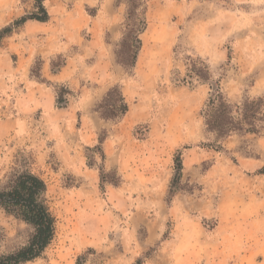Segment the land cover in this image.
<instances>
[{"label": "rangeland", "instance_id": "1", "mask_svg": "<svg viewBox=\"0 0 264 264\" xmlns=\"http://www.w3.org/2000/svg\"><path fill=\"white\" fill-rule=\"evenodd\" d=\"M142 1L147 27L140 35L139 69L150 81L143 90L151 118L158 119L154 132L186 134L174 154L172 141L160 140L165 149L158 163L146 160L135 141L146 135L149 123L135 127V139L114 136L112 127L94 131L85 118L65 134L59 127L66 115L43 114L35 96H24L23 84H10L9 68L0 67V189L17 173L39 176L55 218L49 246L23 264H264V0ZM88 3L45 0V28L51 27L59 43L77 36L87 40V16L101 12L110 25L111 10L120 35L118 42L109 33L105 40L116 42L119 51L127 0ZM35 11V0H0V29ZM21 30L23 25L14 32ZM4 46L2 40L0 57L7 55ZM197 57L209 68L206 82L197 76L203 73ZM32 69L39 73L37 60ZM124 70V81H135L133 69ZM215 83L236 122L246 112L245 101L259 98L254 118L219 139L205 126ZM254 83L263 93L258 97L251 96ZM250 123L255 134L244 133ZM79 130H85L86 141L93 130L96 143L81 142ZM107 137L105 162L101 144ZM177 152L186 153L183 173L190 176L175 190L165 180L174 175ZM31 234L28 225L0 209V256L23 247Z\"/></svg>", "mask_w": 264, "mask_h": 264}, {"label": "crops", "instance_id": "2", "mask_svg": "<svg viewBox=\"0 0 264 264\" xmlns=\"http://www.w3.org/2000/svg\"><path fill=\"white\" fill-rule=\"evenodd\" d=\"M228 9H226L228 14L235 13L232 12L231 8ZM109 11L108 15L113 17L109 20L118 21L116 13ZM105 18L106 16H102L101 12L93 16H87V40L77 36L75 41L71 43L56 41L51 27L49 29L45 28L47 23L29 20L23 24V30L17 33L14 32L13 35L11 34L3 39L4 52L7 55H1L0 67L9 68L6 73L8 79L13 80L10 84L18 85L19 82L23 84L24 96H31V94L35 96L33 98L37 99L36 102H40L39 109L42 110L43 114L47 116L51 113L66 115L63 119L64 122H62L63 125L59 127L60 130L65 131V134L71 132L76 127L77 120H81V118L89 120L94 131L114 128V136L118 138L125 134H129L134 138L135 127L149 123L150 126L147 128L146 135L142 139H134L139 148L143 150L145 159H153L158 163L161 160L159 156L162 154V150L165 149L160 140L172 141L173 145L170 147L169 153L174 154L175 151L180 150L179 148L185 142L186 134L175 131L176 135L170 136V131H166L165 136L158 137L157 133L154 132L158 119L156 117L151 118L150 115L149 97H146V92L143 90L144 85H147L150 81H146L144 77H141L142 72L139 69L141 64L140 55H138L133 68V73L136 74L135 81H124L125 70L117 63L115 56L117 44L114 41L108 42L105 40V34L109 33L115 38L113 40L118 42L120 32L115 27L116 23L110 21L109 25V21ZM43 28L46 31L42 32ZM13 56L16 57L15 62L9 65L7 61ZM57 56L64 59V65L59 71L52 72V63ZM36 60L39 62L38 78L31 76L32 65ZM147 76V78H150V75ZM117 84L128 105V111L121 120L109 122V120L101 118L96 107L102 102L108 90ZM61 86L67 88L71 94L66 97V107L57 108V87ZM257 86L255 83L251 86V91L254 90L255 92L251 94L253 97L263 94L261 91H255ZM37 95L39 96L37 97ZM41 95H43V98H41ZM66 127L68 130H66ZM167 129L169 130V128ZM200 130L199 132L202 134ZM79 131L81 142H84L87 146L91 141L93 144L96 143L93 130L90 132L93 133V136L91 135L87 141L84 139L85 130ZM90 138L91 141L89 142ZM109 138L107 137L101 144L104 156L106 155L105 162L108 159L107 155L110 154L107 153L109 149H106L107 147L110 148ZM116 149L119 150L118 147ZM182 153L183 173L187 165L184 158L186 153ZM121 160L122 158L119 161V166H121ZM170 163L171 159L169 157V159L167 158V164ZM189 176L183 173L181 181L186 180ZM170 180L171 175L167 177L165 183L168 182L169 184ZM219 244L220 241H204V245L208 246L218 247ZM206 256L207 254L204 258Z\"/></svg>", "mask_w": 264, "mask_h": 264}, {"label": "trees", "instance_id": "3", "mask_svg": "<svg viewBox=\"0 0 264 264\" xmlns=\"http://www.w3.org/2000/svg\"><path fill=\"white\" fill-rule=\"evenodd\" d=\"M44 1L45 0H35V12L22 16L9 25L1 28L0 43L5 37L11 35L16 29L29 20L40 23L48 22L49 14L44 7ZM127 3L129 8L125 18V31L122 32L120 50L115 51L117 63L126 70L135 67L142 46L140 35L144 33L147 27V22L143 17L145 13L144 8L142 11H139L143 1L127 0ZM56 59L60 60V62L55 63V61H53L51 67L52 72L59 71L64 65V59L61 56H57ZM196 62L201 65L200 70L203 72L197 76L202 81H208L209 68L207 64L198 57ZM31 73L35 77H39V74L35 73L33 69ZM212 91L213 94L210 95L206 105V108L209 109V114H207L205 126L208 132L214 134L217 139L226 137L232 132L241 131V129L237 127L242 125L241 121L250 122V119L254 118L256 114V112H254L255 100L259 98L245 101L243 109H245L246 112L242 115L241 121L236 122L232 117L230 106L225 101L223 95L218 91L217 83L212 85ZM70 94L71 92L67 88L63 86L59 88L56 96L57 108L66 107V97ZM112 94H115L116 99L111 98ZM97 110L101 118L105 120H121L128 111V105L120 88L117 86L110 88L102 102L97 106ZM248 113H251L252 116L249 117ZM249 125L250 128L244 130V133L255 134L256 131L252 127V124L250 123ZM101 158L104 159L103 154H101ZM173 163L174 175L170 180V188L176 190L181 182L183 170L182 155L180 152H177L174 156ZM99 177L102 187L104 184V175L102 171ZM46 191L47 186L44 180L27 171L17 173L6 187L0 189V209L7 215L22 221L32 229V234L27 243L11 253L1 255L0 264H23L34 261L43 254L53 240L55 235V218L46 205ZM136 264L142 263L138 261Z\"/></svg>", "mask_w": 264, "mask_h": 264}]
</instances>
